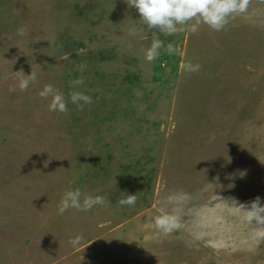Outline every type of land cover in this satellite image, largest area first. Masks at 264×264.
<instances>
[{
	"label": "rangeland",
	"instance_id": "374dc122",
	"mask_svg": "<svg viewBox=\"0 0 264 264\" xmlns=\"http://www.w3.org/2000/svg\"><path fill=\"white\" fill-rule=\"evenodd\" d=\"M153 38L174 53L146 61ZM19 71L36 79L10 91ZM74 78L84 83L72 89ZM46 83L65 113L38 95ZM72 90L92 102H68ZM69 188L104 202L57 215ZM124 192L133 205L117 204ZM256 196L264 0L220 31L171 35L143 28L126 0H0V264H264V226L232 201ZM164 213L180 220L169 234L153 223Z\"/></svg>",
	"mask_w": 264,
	"mask_h": 264
},
{
	"label": "clouds",
	"instance_id": "9594fccd",
	"mask_svg": "<svg viewBox=\"0 0 264 264\" xmlns=\"http://www.w3.org/2000/svg\"><path fill=\"white\" fill-rule=\"evenodd\" d=\"M129 7L135 9L137 18L143 28L147 30H156L165 35H171L177 31H187L195 33L199 25H207L214 31L222 30L230 19L237 15L245 13L249 7V0H126ZM193 21L192 23H188ZM136 26L129 28V35H135ZM161 50L169 54L174 53V47L171 43L165 44L158 38H153L148 47L144 50V59L148 62L155 60L161 53ZM201 65L186 61L181 65L185 73L197 72ZM15 87L9 88L10 91L19 89L25 90L29 83L36 79V73L30 71L24 74L19 71ZM84 83L82 78H74L69 81V86L76 89ZM38 95L48 99V110L50 112L65 113L67 102L65 95L56 90L50 83L42 86ZM67 101L81 107L84 104H90L92 97L79 90H72L68 93ZM243 176V171L240 172ZM233 201V206L243 213V219L248 223L264 226V202H260L258 196L244 202ZM101 195L81 194L79 188H69L63 191L56 206V214L62 215L66 210L72 208L80 211H87L95 205L103 203ZM136 202V195L125 193L123 197L117 199L118 205L131 206ZM154 226L163 234H169L180 227L179 216L176 214L164 213L154 217ZM258 237H264V232L258 233ZM82 239L81 235L76 234L70 237L68 243L75 246Z\"/></svg>",
	"mask_w": 264,
	"mask_h": 264
},
{
	"label": "trees",
	"instance_id": "16d2710c",
	"mask_svg": "<svg viewBox=\"0 0 264 264\" xmlns=\"http://www.w3.org/2000/svg\"><path fill=\"white\" fill-rule=\"evenodd\" d=\"M159 64H160V62H159Z\"/></svg>",
	"mask_w": 264,
	"mask_h": 264
}]
</instances>
